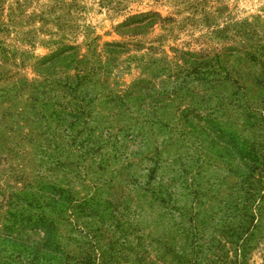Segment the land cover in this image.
Returning <instances> with one entry per match:
<instances>
[{
    "label": "rangeland",
    "instance_id": "obj_1",
    "mask_svg": "<svg viewBox=\"0 0 264 264\" xmlns=\"http://www.w3.org/2000/svg\"><path fill=\"white\" fill-rule=\"evenodd\" d=\"M0 264H264V0H0Z\"/></svg>",
    "mask_w": 264,
    "mask_h": 264
}]
</instances>
